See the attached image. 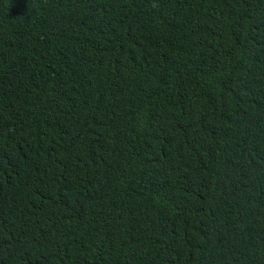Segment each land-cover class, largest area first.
<instances>
[{
    "label": "trees",
    "instance_id": "16d2710c",
    "mask_svg": "<svg viewBox=\"0 0 264 264\" xmlns=\"http://www.w3.org/2000/svg\"><path fill=\"white\" fill-rule=\"evenodd\" d=\"M0 264H264V0H0Z\"/></svg>",
    "mask_w": 264,
    "mask_h": 264
}]
</instances>
